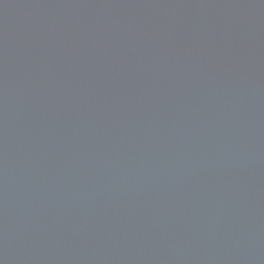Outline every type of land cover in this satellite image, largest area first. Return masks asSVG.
Returning <instances> with one entry per match:
<instances>
[{
  "label": "water",
  "instance_id": "water-1",
  "mask_svg": "<svg viewBox=\"0 0 264 264\" xmlns=\"http://www.w3.org/2000/svg\"><path fill=\"white\" fill-rule=\"evenodd\" d=\"M0 264H264V0H0Z\"/></svg>",
  "mask_w": 264,
  "mask_h": 264
}]
</instances>
